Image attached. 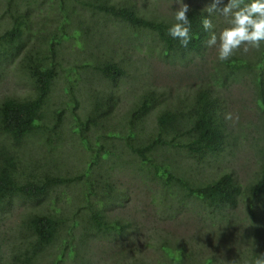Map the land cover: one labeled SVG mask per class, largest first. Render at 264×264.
<instances>
[{"label":"trees","instance_id":"1","mask_svg":"<svg viewBox=\"0 0 264 264\" xmlns=\"http://www.w3.org/2000/svg\"><path fill=\"white\" fill-rule=\"evenodd\" d=\"M187 1L192 39L184 48L167 35L175 19L142 16L131 0L118 3L111 0H0V6L3 5L0 9V84L18 77L26 79L25 84L32 89L25 97L12 95L0 101V139H8L9 144L0 148V213L12 209L20 198L31 202L20 222L26 248L22 259L13 254L14 263L31 264L34 258L48 256V249L59 242L65 244L64 250L58 249L51 264H64L63 253L66 252L73 264H99L91 258L96 249L100 253V264H232L233 261L254 264L258 254L264 253V44L259 50L251 48L247 53L241 49L224 62L215 58L212 70L202 78L207 81L196 84L174 101L171 95L166 96L169 93L143 85L148 84L147 79L142 78V83L137 80L140 86L135 91L139 93L118 124L110 122L117 104L116 90L96 89L93 78H89L86 80L89 108L80 111L76 95L78 78L69 79L79 76L89 65L84 58L69 71L61 61V55L68 51L75 53L72 45L78 46V53H82L87 52L86 47L93 42L95 55H89L93 57L91 68L97 76L95 80L116 87L118 80L128 76V64L117 60L112 49L98 52L101 43L94 42L102 36L103 28L112 31L98 20H110L112 26L118 24L155 35L162 59H176L182 66L180 69L188 68L194 58H201L209 49L205 42L210 34L204 31L202 20L208 17L203 9L211 0ZM49 2L48 11L54 10L55 18L47 23V28L43 24L50 19L33 28L30 11L33 9L29 4L39 6ZM21 4H26L24 12ZM81 12L88 13L93 25ZM218 16L214 13L208 17L217 33V21L222 19ZM33 42L38 45L30 44ZM25 44L31 46L22 50ZM20 55L18 66L14 67ZM61 77L64 78V106L50 109L52 85ZM230 80L251 85L254 114L246 124L253 127L255 135L258 131L261 133L252 143L258 167L254 177L243 182L232 168L210 170L199 181L196 175L207 171L211 160L243 139L232 127L233 123L225 119V100L216 89L225 87ZM80 82L85 83V79L80 78ZM154 112L152 120L150 115ZM68 120V139L79 141L81 145L82 159L77 157L79 169L76 172L65 170V161L52 151L60 152V138L66 132L62 127ZM151 120L149 131L146 126H151ZM117 125L121 127L115 132ZM51 144L49 155L39 153L42 146L46 148ZM26 152L27 158L24 157ZM167 152L175 157L171 159ZM229 155L235 157L233 153ZM181 157L192 159L199 165V171L194 172L192 164L182 170ZM40 159L46 169L38 167L42 165ZM54 161L56 165L51 168ZM240 161L238 168L248 164L247 160ZM128 169L135 178L144 177L143 183L158 184L157 190L149 184L153 187V192L149 191L152 193L149 203L155 204V211H163L166 217L180 222L183 210L192 227L188 236H169L162 232L154 236L149 248L158 256L155 261L143 259L142 248L132 249L134 242L141 243L138 233L143 231V225L140 220L128 216L124 219L118 213L127 207L128 189L119 188L111 177L116 171L124 173ZM78 186L80 195L76 200L79 204L66 214L61 204L62 195L67 194L64 190ZM175 188L180 197L168 195L169 190ZM142 193L148 195L145 190ZM155 195L159 197L158 202ZM170 201H175L180 208L167 206ZM239 207L240 218L236 220L232 212ZM135 212L137 216L138 207ZM233 231H238L239 237L233 236ZM62 235L69 237L67 243L63 242ZM114 247L115 254H109ZM2 248L0 237V259Z\"/></svg>","mask_w":264,"mask_h":264},{"label":"rangeland","instance_id":"2","mask_svg":"<svg viewBox=\"0 0 264 264\" xmlns=\"http://www.w3.org/2000/svg\"><path fill=\"white\" fill-rule=\"evenodd\" d=\"M111 1L113 3H118L126 0ZM131 2L135 4L137 9L139 10L138 12L142 16L160 17L168 21L174 20V12L180 6L178 0H131ZM182 2L185 4L188 3L187 0H182ZM21 6V10H23L24 12L27 9L26 4H21ZM29 6L33 9L30 10L33 14V28H36L39 22L45 19H50L43 24V27L47 28V23L51 21V19L55 18L54 10H47L50 9V2L46 5L38 6L36 4V6H33V4H29ZM1 8H3V5L0 6V9ZM57 14L61 16L59 12H57ZM81 14H83L84 17H89V22L91 25H93V20L90 18V16H88V13L84 14L83 12H81ZM98 22L102 23L105 27H109L112 29V31H110L109 29L104 30L103 28L100 32L102 36L97 37V40L94 41L96 43H101L98 52L104 50L109 51L108 49H112L117 60H124V62L128 64V76L118 80L116 87H112L110 84L102 80H95L96 75L94 73V70L91 68V65L93 64V57L89 55H95V51L92 49V47L95 45L93 44V42L88 47H86L88 51H84L82 53H78L80 50L78 49V46L72 45V49L73 51H75V53L68 51V53L61 55V61L64 68L69 69V71L71 67L78 66L79 61L84 58H86L87 60L86 64L89 65L87 67H84V70L81 71L79 76H71L69 79L71 81H74L76 80V78H78L79 82L76 86L78 88V91L76 95L78 94V99L80 101V111H85L87 108H89V86L86 84V80H89V78H93L92 81L94 82V87H97L96 89H103L105 91H108L109 89L114 88L116 90L117 104L115 110L112 113L114 116L113 121L110 120V122H113L114 124H118L119 122L124 120L127 111L132 106L134 97L137 95V93H139V90L135 91V88L140 86V83L137 80L141 81L142 83V78L147 79L148 84L143 81V85L154 89L156 88L161 92L169 93L166 94V96L169 97L168 95H171V97L174 98V101L178 98L183 97L184 95L182 93L190 91L196 84L207 81V79L202 80V78L208 76L207 74L209 70L211 71L214 65V59L217 58L216 48L212 47L209 48L208 51H205L201 58H194L193 64H189L188 68L185 67V69H180L182 66L176 59L172 61L162 59L161 52L159 50V44L156 40L155 35L146 31H135L118 24L112 26V22L110 20L105 22L98 20ZM216 26L218 28V31H220L228 25L225 19L222 17L221 20L217 21ZM54 27L55 26H52V29H54ZM104 43H106L105 46ZM34 44L35 46L38 45V43ZM18 63L19 59L14 62L13 66L17 67ZM130 64L131 66L129 67ZM189 73L190 77L188 76ZM80 78L85 79V83L80 82ZM10 79H13V81H10ZM10 79H8L9 81L4 80L0 84V101L6 96L16 95L17 97H25L27 95H30L29 91L32 89L29 84H25L26 79L18 77H13ZM63 87L64 78L61 77L60 79L54 81L50 92V103L48 105L50 109H54L56 107L61 108L64 106L65 94L63 91ZM216 89L218 90L222 99L225 100L224 106L227 109L226 114H231L232 116V118L228 120V123H233L232 127L236 129V133L243 139L240 140V142L232 143L230 147L224 150L222 154H219V156L215 160H211V167H209V169L207 168V171L203 170L204 172L202 174L196 175L197 180H202L203 176L207 175L210 170L219 169V171H223L229 168H232L236 171L237 176L242 182L248 180L249 178L252 179L258 167V165L255 164L254 159L256 149L253 148L252 143L254 138L256 136H259L261 133L260 131H258V133L255 135L253 132V127L247 126L246 124L247 120L251 119V117H253L252 114H254V103L251 93V85H247L246 82H234L230 80L225 84V87H216ZM65 115L67 116L68 114L66 113ZM150 117L153 120V118L155 117V112L154 115L151 113ZM152 120L151 126H146L147 130L149 131L150 127H152L153 124ZM253 121L255 120H252L251 122ZM64 123L65 127H62V129L66 132L62 133V137L60 138V140H62L60 152L56 153L53 149L52 151L56 156H59L65 161L63 164L65 170L68 169L72 172H76V170L79 169V161L77 160V157L79 159H82L81 145L79 141H71L70 139H68L67 132L69 127V120ZM120 127V125L115 126L114 130ZM239 143L243 144V146H241ZM52 145L53 144L47 146L46 148H43L42 146L39 153H46V155H49ZM160 152L162 153L163 151ZM229 153H233V156L235 157L232 158ZM166 154L170 153L167 152ZM28 156L29 154L26 152L24 154V157L27 158ZM169 156L171 159L175 157L174 154H170ZM240 160H247L248 164L245 166L241 165L240 168H238L241 163ZM40 161L42 162V165L38 167L46 168L43 160L40 159ZM190 164L193 165L194 172L199 171V165H195L194 162L190 159L181 157L179 165L182 170L190 167ZM55 165L56 163L54 161L51 163L50 167L54 168ZM28 169L30 171H33V169ZM128 171L125 170L124 173L116 171L111 177V181L115 182L119 188H123V190L128 189L126 190L129 196L126 203L127 207L123 208L122 211L118 210V213L124 219H126V217L128 216L132 217L131 219L135 217L136 219H138V221L140 220L143 225V231L141 233H138L141 238V243L135 244L134 242L132 249H138L137 247H139L140 249L142 248L140 256L143 257V259L150 258V260L152 259L153 261H155L158 256L149 248L150 241L154 236H156L160 232L169 236H174L176 234H183L185 236H188L192 227L187 222L185 217L187 216V214L183 210V214H180L184 215L181 216V223L178 222V220L176 221V219L166 217L163 211H155V204L154 206L151 205L149 203L150 200L148 197L152 196V193H149V191L153 192L152 186H154L157 190L159 188L158 184L143 183L144 177H141L140 179L135 178L133 172H131L132 170L128 169ZM149 184L152 186H150ZM79 189L80 187L78 186L74 187L72 190H64V193L66 192L67 194L62 195L61 204L63 206V211H66V214H68V212L72 208L75 209L79 204V202L76 200V196L80 195L78 194ZM142 190H145L146 194L148 195L143 194ZM168 195L173 197H180V192L175 188L173 190H169ZM155 198L157 199L156 202H158L159 197L155 195ZM91 199L92 198H90V200ZM65 201L68 202L64 203ZM29 205V203L17 201L13 204L12 209H10L9 211L4 210L3 213H0V237L3 242L0 264H19L13 262L12 256L15 253L18 258H21V254L26 248L25 232L20 227V222L23 220L24 215L28 211ZM168 205L169 207H174L175 205L176 207L180 208L175 201L168 202L167 206ZM55 206L62 207L60 204H56ZM137 207L140 212H138L137 216H135L136 212L134 213V211L135 208L137 209ZM73 209L72 211H74ZM232 214L234 219H239L240 207L234 210ZM194 216H192L191 218L192 221L195 222V220L193 219ZM239 235L240 234L238 231H233V236L239 237ZM62 238L64 239L63 242L67 243L66 240H68L69 237L62 235ZM232 242H234V240H232ZM64 245L65 244L61 245L60 242L57 243L52 248L48 249V256L41 255L39 258H34L31 264H51L54 260L53 255L56 254L58 249H61L63 251ZM115 245L116 243L113 244V246ZM134 246L135 248H133ZM116 247H114L109 254H115ZM109 254L105 257V261L108 258ZM99 255L100 253L96 249V253L91 258L93 260L95 259L96 262L100 264ZM222 255L223 254L220 253L221 257ZM63 258L64 264H73V261L68 258L67 252L63 253ZM116 258L120 259L119 257Z\"/></svg>","mask_w":264,"mask_h":264},{"label":"clouds","instance_id":"3","mask_svg":"<svg viewBox=\"0 0 264 264\" xmlns=\"http://www.w3.org/2000/svg\"><path fill=\"white\" fill-rule=\"evenodd\" d=\"M178 2L180 6L174 12L176 23L168 28L167 35L178 40L181 47L187 48L192 39L190 35L191 23L187 15L190 9L182 0H178ZM203 11L208 13V17L214 13L218 14L225 19L228 25L217 33L213 31L214 25L210 18L205 17L202 20L204 31L210 34L205 42L206 47L216 48L219 61L229 60L241 49L244 53H247L251 48L259 50L261 45L264 44V0H227V3H225V0H211V3L206 5ZM30 44L35 45L34 42ZM26 47L28 45L25 44L22 50ZM20 57L21 55L15 61ZM231 118V114H226V120ZM7 141L8 139L4 137L3 140L0 139V148L5 145L9 147ZM23 179L26 180V178ZM20 200L31 203L23 201L21 198ZM232 264H235V262L233 261ZM254 264H264V253L258 254Z\"/></svg>","mask_w":264,"mask_h":264}]
</instances>
